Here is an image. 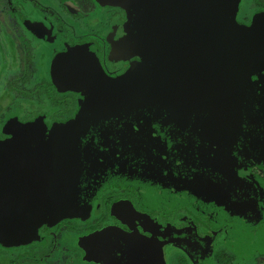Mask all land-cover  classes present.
I'll use <instances>...</instances> for the list:
<instances>
[{
	"label": "water",
	"instance_id": "water-1",
	"mask_svg": "<svg viewBox=\"0 0 264 264\" xmlns=\"http://www.w3.org/2000/svg\"><path fill=\"white\" fill-rule=\"evenodd\" d=\"M117 1L138 16L153 72L142 78L135 66L115 81L83 80L84 114L38 150L36 173L11 204L17 217L29 201L81 213L117 173L154 197L222 217L255 210L250 185L228 163L237 154L264 162V78L251 79L264 67V20L232 22L237 0ZM162 245L117 230L91 252L103 264H164Z\"/></svg>",
	"mask_w": 264,
	"mask_h": 264
},
{
	"label": "flooded vegetation",
	"instance_id": "flooded-vegetation-1",
	"mask_svg": "<svg viewBox=\"0 0 264 264\" xmlns=\"http://www.w3.org/2000/svg\"><path fill=\"white\" fill-rule=\"evenodd\" d=\"M114 1L118 2L117 0ZM30 2L38 9H35L34 12L37 14L36 17H39V15L41 17L42 12L47 10L55 15L59 21L61 20L65 23V20L60 18V15H58L51 7L43 6L37 0H30ZM102 6H104V14L108 13L107 11L111 12L110 15L112 14V17L110 16V19L107 18L108 14L105 15L106 18L104 17V19H101L100 17L98 18L97 16L87 17L86 19L84 17L83 19L81 18L82 20L93 24V26H96V30L82 29L79 25L81 24L79 17H70V20L77 24H75V26L73 24H64L63 27L58 26L56 35H51L52 37H48L49 30L42 24L31 22L32 19L30 15L22 17V19H20L21 25H18V29L22 34L31 33L38 38H41V36H47V39L51 41V45L55 42L54 45L56 46L53 47H57V51L52 56L50 55L51 66L47 77H42L35 85L34 89L36 90V94H44L51 105L56 107L66 105V110H64L66 115L69 114L70 111L68 108L76 98L74 95L75 91L84 90V92H88V88L84 85L83 80H88L89 74L94 75L95 73H99L100 75L105 76L106 79H110L109 81H113V79H118L120 75L127 73L130 70L129 67L133 64L138 66L137 59L133 64L129 62H121L118 63L119 67L116 71L109 72L102 68L98 56H92L91 52L95 51L94 54L98 52V45L103 39L108 38L111 45H114V42L117 41V37L115 38L114 34H112L113 30L120 26V24H117L119 20L124 19L125 17L128 18L129 16V9L124 5L122 6L120 3L114 5L103 3ZM69 9H73L72 6ZM101 16H103V14ZM131 19L135 29L140 32L136 37L138 38L140 36V38L145 41L146 46L150 49L149 43L141 30L143 28L142 25H140L138 16L133 13ZM18 34L22 37L21 33ZM3 36L5 38L6 34L3 33ZM1 43L2 39L0 38V65H3L13 58V55L15 54V43L8 40L7 47H4ZM24 50L27 51V46ZM34 54L36 56L33 58ZM8 55L11 56L10 59L7 58ZM44 57L46 56H44V50L42 47H37L34 53L25 52V55L23 56L24 69L26 71L29 69L28 67L31 60L35 59L42 63ZM154 61L155 60H153L151 69L154 67ZM4 66L6 65H3V67ZM3 67L0 70H4ZM262 69H264V67ZM258 71L253 73H257ZM150 72L148 71L146 73ZM263 78L264 77L261 79ZM17 79L20 82L25 83L27 81V76L24 74V76L21 75L19 78L17 77ZM4 86L5 92L0 96V120L2 113H5V110H7L10 105L11 99L8 93L15 92V86L10 80L7 82L4 81ZM19 93L23 97H28V92L20 91ZM59 93L61 94L59 95ZM36 114L37 109H33L26 120L34 117ZM26 123L29 122H25L24 126L27 125ZM57 123L60 122L56 121L54 124L50 125L58 128L62 127L66 121L63 124L61 123L62 125L59 124V126L56 125ZM72 123L74 122L67 124V126ZM74 125H71L66 129L63 128L64 130L57 133L54 138ZM43 126H46V124ZM43 126L41 125V127ZM25 131L26 130H23V132H17L18 134L15 135V138L13 137L12 140H8L0 151V201L4 197H8V199L4 198V200H7L5 201L7 210L2 208V203L0 202V220L6 228V233L4 234L8 237L6 240L7 258L2 264H70L75 260V257H77L78 264H92L91 260H94L97 264H103L92 254V247L96 244V241L117 230L123 231L124 233H137L142 238L161 242L163 244L162 255L164 264H196V261H202V263L208 262L211 264L214 262L213 250L216 246L221 243L226 244L232 240L235 242L236 239L241 237L252 238L246 230L234 233V228L229 226V223L221 224V222H219V220H227V218L235 216L222 217L197 204L190 202H176L168 198H158L145 191L144 192L151 197L150 200H153L144 204L145 208H142L148 217L143 219L140 224H136L135 227H129L126 225V218L121 217L118 219L116 214H112L111 208L114 198L118 193L120 198L125 197L126 200H129L130 198L135 199L136 196L138 197L136 188L131 185L123 187L117 186L116 190H112L113 188L108 189L105 192H102L99 199L94 203L90 213L93 218H90V221L95 222L94 219H96L95 217L97 216L100 218L99 220H96L94 224H90L88 228L89 230L95 229L103 223L101 220L109 218V224L107 226L109 230L105 233L99 234L95 238H82L78 233V220L68 217L76 214L54 212L56 217L63 219H58L56 223L54 222L50 237H41L38 233L31 232V230L35 228L36 218H38L37 215L39 213L42 214L46 208H44L43 205L40 206L33 201H29V203H27L28 205L24 207V212L21 210V214L17 217L18 214L12 208L11 204H14L15 200L18 198L20 199V202L22 201L23 194H21V186L24 188L25 183L28 182L27 180L36 173L38 150L53 138L44 141V143L29 146L28 142L24 140L23 137ZM239 157H244L247 160L240 161ZM260 162L264 164L261 159L253 155L237 154L230 158L228 163L233 171L240 175V177L246 180L250 185L254 205V193L264 194V183L259 181L256 176L246 172V169H248V164H261ZM255 171L259 172L260 169H256ZM6 190L10 191L8 196H6ZM113 191H115V193H113ZM156 199L165 200L162 204H157L156 201L154 202ZM254 209L258 210V206L255 205ZM86 210L87 208L81 213L86 212ZM251 212L252 211L244 212L236 216ZM86 222H89V220H86ZM84 227L86 228V224H84ZM231 233H233V236L229 239L220 240L219 236L222 234ZM12 236L17 237L15 242L10 240ZM145 244L144 240L137 242L139 247H143ZM19 245H24V248L18 249ZM49 245L50 248L46 249V252L44 253L42 248ZM148 250L152 253L154 245L148 244L147 251ZM49 253L50 258L47 257Z\"/></svg>",
	"mask_w": 264,
	"mask_h": 264
},
{
	"label": "rangeland",
	"instance_id": "rangeland-1",
	"mask_svg": "<svg viewBox=\"0 0 264 264\" xmlns=\"http://www.w3.org/2000/svg\"><path fill=\"white\" fill-rule=\"evenodd\" d=\"M43 6L51 7L54 9L60 18L65 20L63 23L61 20L59 21L55 15L45 10L42 12L40 17H36L37 14L34 13L35 6L31 4L30 0H0V38L2 39L1 45L7 47L8 40H11L14 44L15 54L13 58L9 60L6 65H0V96H2L5 92L4 81L8 80L13 83L15 86V92L8 93L10 96V105L5 113H2V117L0 120V151L3 148L4 144L8 140H12L15 138L17 132H23L24 140L28 142L29 146L36 145L38 143H44V141L54 138L55 135L64 129L68 128L71 125L79 122L84 114V110L88 100V92L83 91H75V99L72 104L69 106V114H65L66 105L54 106L51 105L44 94H36L35 85L41 80L44 76L47 77L48 71L50 69V55L52 56L56 51L57 47L54 45L55 42L51 45V41L47 39V36H41L38 38L33 34H22L19 31L18 25L20 24V19L25 15L31 16V22H38L42 24L49 31V36L56 35L57 27L64 26V24H77L76 22L70 20V17H79L81 21L80 27L84 30H96V26L82 20L83 17L86 19L87 17L97 16L101 19L106 18V14H108L107 18L110 19V11L104 14V6L103 3L106 4H116L118 2L114 0H37ZM178 0H168L170 5H175ZM100 5V6H97ZM72 6L73 9H69ZM90 13V14H88ZM128 18H124L119 20L117 24H120L113 33L115 38L117 37V41L114 42L112 46L108 41V38H105L98 45V52L96 54L95 51L91 52L92 56H98V60L102 65L104 70L113 72L116 71L118 63H131L136 61L138 63V72H140V76L146 77L144 74L151 70L152 63L154 57H152L151 51L149 47L146 46L144 40L137 38V34H140L139 31L135 29L133 21L131 19L132 14L128 11ZM103 14V16H101ZM112 17V16H111ZM42 18V19H41ZM82 18V19H81ZM230 19L237 25L251 27L256 19L264 20V0H237L234 12L230 15ZM107 22V21H106ZM21 25V24H20ZM4 31V32H3ZM6 34L5 38L3 33ZM18 33H21L22 37L19 36ZM25 33V32H23ZM60 34V33H57ZM25 36V37H24ZM27 43V44H26ZM27 46V51L24 48ZM37 47H42L44 50L43 62L36 61L35 59L31 60L29 63V69L27 71L24 69V59L23 56L25 52L29 53L35 52ZM36 55H33V58ZM91 57V56H90ZM7 58H11L10 55ZM134 64L129 67V69H133ZM26 71V72H25ZM26 74L27 81L20 82L17 77ZM128 75V73H124L120 75L118 79H121ZM252 80L254 83L259 86L260 79L264 77V69L258 71L257 73L252 74ZM108 79V78H107ZM118 79H113L118 80ZM110 80V79H108ZM74 90V89H68ZM20 91L28 92V97H23L20 95ZM7 92V91H6ZM61 92V91H60ZM61 93H59L60 95ZM33 109H37V114L26 120ZM60 122L56 125L63 124L62 127L55 128L50 124H54V122ZM68 121V122H67ZM25 122L27 125L24 126ZM72 123L67 126V124ZM46 126H43L45 125ZM41 125L43 127H41ZM64 128V129H63ZM30 129V130H27ZM25 142V143H27ZM240 161H245L244 157H239ZM255 164H248V169L246 172L254 175L257 179L264 183V164L262 162ZM256 169H260L259 172H256ZM131 183V184H130ZM131 185L136 188L138 197L130 198L129 200L125 199V197L120 198L117 194L115 196L114 201L112 203V214H116L117 218L125 217L127 221V226L135 227L136 224H140L143 219L147 218L148 215L144 213L142 208H145L144 204L148 203L151 197L148 196L144 192V190L127 179L124 175L117 173L113 175L110 179H108L99 189L96 191L93 196L90 198V201L87 206L86 212L81 214H76L74 216L70 215L68 217L74 218L78 220V233L82 238L89 239L95 238L99 234L105 233L109 228H107L109 224V218L103 221V223L97 228L89 230L88 226L90 224H94L96 220H99L100 217H95V222L90 221V218H93L91 213V209L94 206V203L99 199V196L102 192H105L108 189L116 190L117 186H126ZM119 192V191H118ZM115 193V191H113ZM140 200V201H138ZM165 199H156L157 204H162ZM255 205L258 206V210H253L251 212V216L248 215L250 213L235 216L232 218H227V220H219L221 224L229 223V226H232L233 232H241L242 230H246L252 238L241 237L236 239L235 242L230 241L226 244H220L216 246L213 250V258L214 262L211 264H264V194L263 193H254ZM100 201V200H99ZM255 214L254 217L252 214ZM66 216V215H65ZM35 222V228L31 230V232L38 233L41 237L46 238L50 237L52 233V228L54 222L58 221V219L62 220L63 218H58L55 216V213L50 209H44L42 214L37 215ZM64 217V216H63ZM40 219V220H39ZM89 220V222H86ZM124 221V220H123ZM91 222V223H90ZM86 224V228L84 227ZM244 226V227H242ZM6 233V228L3 226L0 220V264H2L7 258V239L8 237L4 234ZM233 233L231 234H222L219 236L220 240L229 239ZM5 235V236H4ZM255 237V238H254ZM11 241L15 242L17 237L12 236ZM24 245H19L18 249H23ZM49 246L43 247V252H46V249H49ZM50 258V253L47 256ZM173 262V261H172ZM92 264H97L94 260H91ZM70 264H78L77 257ZM196 264H209L208 262L202 263V261L197 262Z\"/></svg>",
	"mask_w": 264,
	"mask_h": 264
},
{
	"label": "bare ground",
	"instance_id": "bare-ground-1",
	"mask_svg": "<svg viewBox=\"0 0 264 264\" xmlns=\"http://www.w3.org/2000/svg\"><path fill=\"white\" fill-rule=\"evenodd\" d=\"M130 184H131V183H130ZM248 215H250V216H251V213H250V214H248ZM252 215H253V217H254V215H255V214L253 213ZM39 220H40V219H39Z\"/></svg>",
	"mask_w": 264,
	"mask_h": 264
},
{
	"label": "snow or ice",
	"instance_id": "snow-or-ice-1",
	"mask_svg": "<svg viewBox=\"0 0 264 264\" xmlns=\"http://www.w3.org/2000/svg\"><path fill=\"white\" fill-rule=\"evenodd\" d=\"M0 139H3V137H0Z\"/></svg>",
	"mask_w": 264,
	"mask_h": 264
}]
</instances>
